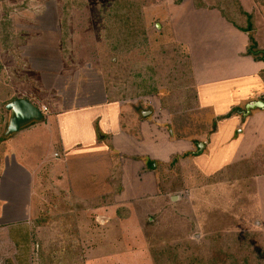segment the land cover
Instances as JSON below:
<instances>
[{
    "label": "rangeland",
    "instance_id": "1",
    "mask_svg": "<svg viewBox=\"0 0 264 264\" xmlns=\"http://www.w3.org/2000/svg\"><path fill=\"white\" fill-rule=\"evenodd\" d=\"M138 1L143 7L149 31L148 41L140 47L141 51L133 49L138 54L135 55V52L129 62L128 55L111 53V48L104 38V15L108 10L109 0H90L83 10L73 9L70 22L72 32L70 49L60 44L62 7L66 0H0V134L3 135V131H6L10 120L11 113L6 109L7 102L15 97L31 100L43 111L45 117L44 122L34 121L19 132L11 135H6L5 132L0 136V172L6 166V160L10 161L8 175L16 172L14 158L27 163L35 170L33 186L36 187L37 195L33 202L34 213L27 221L33 228L29 237L33 243L35 242V248L28 253L30 257L34 256L33 264H40L41 258L44 259V256L37 254L38 245L46 249L52 244L60 245L63 249L60 254L64 257L57 252L52 254L53 258L57 259V264H155L152 250L156 245L166 241L180 245L179 253L187 254L197 253L196 247L202 249L209 245L210 237L225 231V228H228L227 231L239 233L258 232L264 236V175H259L264 173L262 157L256 167L259 168L257 172L259 177L250 183L248 191L251 190V194L248 199L240 200L241 195L239 193L235 195L236 186H214L203 193L199 190L192 191L190 196L187 181L179 182L182 178L186 180L187 163L183 165V169L169 164L172 158L181 155H170L173 151L170 153L167 149L159 151L155 143L149 141L148 152L166 159L165 164L158 163L159 167H165L163 177L172 175L173 171L183 175L182 178L167 177L166 179H170L169 182L161 181V188H171L172 185L176 188L183 187L180 192L170 194L168 199L154 197L153 183L151 185L148 182L144 188V179L142 181L141 177L127 176L132 192L135 190L140 194L138 188H142V194L150 195L147 197L149 199L142 197L144 199L141 198V201L127 202L128 207L120 205L126 194L123 189L119 191L121 184L116 183L120 179L116 158L121 161L124 158L125 161L132 159L135 155L127 153L134 151L135 146L125 148L124 153L114 151L112 154L117 167L113 171L115 175L113 184L98 185L101 190L98 194H109L108 196L105 198L98 196V199L92 198L93 200L78 199L88 204L85 210L73 207L77 197L73 195L63 168L66 154L59 142L61 138L59 124L62 125L65 134L76 133L78 120L73 123L68 116H62L60 122L58 110L83 102L72 99L73 91L79 89L76 86L84 85L81 81L96 80L97 70L100 80L106 81L110 73L113 87L105 86L108 84L107 81V84H103L104 90L110 89L113 97L122 100L137 91L123 86L125 74L134 67L138 77L140 64L143 62L152 68L151 73L157 76L159 85L164 86V93L160 94L159 98L157 96L148 98L147 102L135 100L134 111L132 108L125 109L131 106L122 107L120 110L123 111V115L120 121L123 126L126 125L123 120L133 115L135 110L139 111L140 116L141 113H145L147 117L154 114L160 120H168L165 115L168 112L164 108L174 110L192 106L190 102L183 103L184 99L181 100L182 105L179 103V97L192 96L191 89H187L188 77L180 76L182 67L187 66L188 57L175 54L178 51L171 43V28L167 19L170 9L179 4V0ZM193 1L195 5L199 2L202 7L211 9L212 6L207 2L213 4L215 0ZM219 2L227 7L225 13L230 16L238 14L242 3L240 20L250 26L256 35H261L264 41V1L219 0ZM191 21H196V18L191 17ZM4 24L11 29L13 35L6 46L3 43ZM262 55L263 50L259 56ZM204 62V57H201L200 64ZM167 90L171 92L170 97L173 96L171 97L173 103H166V98L169 97L166 96ZM53 98H57L58 104L52 100ZM160 100L163 108L159 104ZM44 103L49 104V110L43 109ZM198 117L201 116H196ZM210 119L207 118L208 122H205L210 123ZM191 122L195 123L192 120ZM128 124L129 130H135L131 122ZM147 128L149 130L152 125L148 124ZM123 147H126L124 143ZM144 162L147 164L149 160L145 159ZM157 162L153 160V165ZM5 171L6 169L4 173ZM196 173L201 177L198 171ZM60 174L65 178H61ZM11 178L5 177L9 187L13 179ZM233 178L232 176L231 180H236ZM20 187L27 188V184H21ZM175 196L177 198L173 200ZM227 204L232 207L224 212L221 206ZM42 216L46 217L47 221L36 225L35 222ZM47 216H52L51 220ZM55 216L61 218L55 220ZM74 220L79 226V236L75 239V250L72 251L67 247H70L68 232L72 229V226H69L75 223ZM2 233L5 243L9 246L11 234L6 228ZM185 241H190V245ZM258 246L260 249L255 248L252 257L263 252L259 260L264 264V244ZM17 253L22 255L19 251ZM80 253L82 259L77 256ZM10 254H14L11 247L5 248V255Z\"/></svg>",
    "mask_w": 264,
    "mask_h": 264
},
{
    "label": "crops",
    "instance_id": "2",
    "mask_svg": "<svg viewBox=\"0 0 264 264\" xmlns=\"http://www.w3.org/2000/svg\"><path fill=\"white\" fill-rule=\"evenodd\" d=\"M207 3L212 6L211 9L202 7L199 2H197L199 6L195 5L193 0H183L170 9L167 18L168 26L171 28V43L178 51L175 54L188 57L187 66L182 67L180 76L188 77L187 89H191L192 96L179 97V103L182 105L181 100L184 99L183 103L190 102L191 107L174 110L164 108L168 112L165 114L168 120H160L154 114L147 117L141 111L140 116L139 111L135 110L133 115L123 120L126 123L125 128L120 121L123 115V111L120 110L122 107L131 106L125 109L132 108L134 111L135 100L147 102L148 98L153 96L159 98V95L164 93V86H160L157 76L151 73L152 68L143 62L140 64L138 77L134 67L124 76L123 86L136 89L134 94H129L122 100L116 99L118 97H113L110 89L104 90L103 84H107V81L108 84L105 86L113 87L110 73L106 81L104 79L101 81L97 70L96 80L81 81L84 85L76 86L79 89L72 93V99L83 102L76 104V107L73 105L58 110L60 122L62 116H68L73 123L78 120L76 133L65 134L62 125L59 124L61 127L59 142L66 154L64 167L61 168L65 169L66 179L76 199L91 200L98 199V196L100 198L108 196L109 194H98L101 191L98 185L113 184L115 176L113 171L117 167L112 154L124 153L125 148L135 146L136 152L134 150L127 153L135 155L133 161L131 158L127 161L125 158L123 161L116 158L120 170V179L116 183L121 184L119 191L123 189L126 194L120 205L128 207L127 202L141 201L150 195L142 194V188H138L140 194L135 190L132 192L127 176L141 177L142 181L144 179V183L142 182L144 188L148 182L151 185L153 183L154 197L168 199L170 194L180 192L183 187L161 188V181L169 182L170 179H166L167 177L182 178L183 175L173 171L172 175L163 177L165 167H159L158 163L161 162L163 165L166 159L148 152L149 141L155 143L159 151L167 149L170 153L173 151L170 155H181L172 158L173 162L171 159L169 161L171 163H167L181 169L187 163L186 180L182 178L179 182L187 181L188 195L191 196V192L196 190L203 193L214 186H236L235 195L239 193L240 200L248 199L251 194V190L248 191L249 185L259 177L257 175L259 168H256L258 160L261 157L264 159V41L261 35H256L254 31L244 30L246 27L240 17L226 14L227 7L219 0H215L213 4ZM241 7L243 8L242 3ZM191 17L196 18V21H191ZM252 35L258 47L263 50V58L259 60L247 53ZM137 50L141 51L140 48ZM135 52L131 49L124 55H128L129 60ZM137 54L136 52L135 55ZM201 57L205 60L202 65ZM170 93L169 91L166 94L169 96L166 103L174 102ZM52 100L56 101L57 98ZM56 103L58 104L57 101ZM159 104L163 108L161 100ZM48 105L44 103L45 111L49 110ZM198 115L202 118H196ZM207 118H211L210 123H206ZM44 121L45 117L41 122ZM129 122L135 130H129ZM148 124L152 125L153 129L148 130ZM5 132L3 131V135ZM123 143L126 147H123ZM145 159L149 160L147 164L144 162ZM153 160L158 162L153 165ZM9 162L6 160L5 173L4 170L0 172V264H33L34 256L30 257L28 253L35 248V242L33 243L29 237L33 228L27 221L34 213L33 202L37 195L36 187L33 186L35 170L27 163L14 158L16 172L8 175ZM59 176L65 178L61 174ZM232 176L236 180H231ZM5 177L12 179L10 187L7 186ZM19 183L20 185L26 183L27 188L20 187ZM173 187L176 190H172ZM176 198L173 197V200ZM231 207L232 205L227 204L222 205L221 209L227 212ZM5 228L11 234L9 246L14 254L5 255V248H10L3 238L2 231ZM18 251L22 255H19Z\"/></svg>",
    "mask_w": 264,
    "mask_h": 264
},
{
    "label": "trees",
    "instance_id": "3",
    "mask_svg": "<svg viewBox=\"0 0 264 264\" xmlns=\"http://www.w3.org/2000/svg\"><path fill=\"white\" fill-rule=\"evenodd\" d=\"M90 0H66L62 7L61 16V28H60V44L66 49H70V40L72 32L70 30V22L72 18L73 9L83 10V8L89 4ZM110 4L108 10L104 15V38L109 44L112 53L116 55L124 54L131 49L140 48L148 41L149 31L146 26L145 17L143 14L142 4L138 0H109ZM179 0L178 2H181ZM256 2H263L264 0H254ZM241 7L237 14L238 17H242L240 14ZM244 15V13H243ZM247 24V22H246ZM246 31H251V27L245 25ZM3 43L6 46L8 41L12 38V31L3 25ZM247 53L253 55L255 59L260 57L261 49L258 47L257 42L251 36L250 44L247 49ZM20 97H15L18 99ZM10 100V101H12ZM9 102V101H8ZM7 102V103H8ZM173 186V185H172ZM176 188L173 187L172 190ZM64 193V191H63ZM73 207L78 210L86 209L88 204L75 199ZM90 203V202H89ZM119 210V209H118ZM62 216V215H61ZM51 220L52 216H47ZM56 217V216H55ZM61 217H56L55 220H59ZM47 221L46 217H41L36 224L39 226ZM64 219H62V222ZM75 221V220H74ZM61 222V221H60ZM68 245L70 250H75V239L79 236V226L77 221L72 223L69 227ZM261 233L254 232H229L222 231L214 236L210 237V243L206 247L197 248V253H179L180 245L172 244L171 241H166L155 246L152 250V255L155 264H262L260 257L263 252L252 257L255 248H259L258 245H263L264 241ZM258 242V245H257ZM263 242V243H262ZM77 243V242H76ZM190 245V241H185ZM195 248V249H196ZM245 249V250H243ZM260 249V248H259ZM48 250V251H47ZM63 250L60 245L52 244L50 247L44 248L42 245H38L37 254L44 256L39 261L40 264H57V259L53 258V253L57 252L60 256V251ZM66 250V249H65ZM260 252V251H259ZM65 254L66 251L64 252ZM39 256V257H40ZM79 258L82 259L80 253ZM55 260V261H54ZM61 263V258L59 260Z\"/></svg>",
    "mask_w": 264,
    "mask_h": 264
},
{
    "label": "water",
    "instance_id": "4",
    "mask_svg": "<svg viewBox=\"0 0 264 264\" xmlns=\"http://www.w3.org/2000/svg\"><path fill=\"white\" fill-rule=\"evenodd\" d=\"M6 109L11 113L6 135L19 132L22 127L31 122L44 119L43 111L27 98H18L8 102Z\"/></svg>",
    "mask_w": 264,
    "mask_h": 264
}]
</instances>
